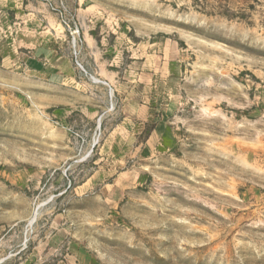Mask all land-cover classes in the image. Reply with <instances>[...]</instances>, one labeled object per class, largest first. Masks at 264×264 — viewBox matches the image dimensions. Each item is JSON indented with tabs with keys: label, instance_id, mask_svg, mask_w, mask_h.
Instances as JSON below:
<instances>
[{
	"label": "rangeland",
	"instance_id": "374dc122",
	"mask_svg": "<svg viewBox=\"0 0 264 264\" xmlns=\"http://www.w3.org/2000/svg\"><path fill=\"white\" fill-rule=\"evenodd\" d=\"M0 264H264V0H0Z\"/></svg>",
	"mask_w": 264,
	"mask_h": 264
},
{
	"label": "crops",
	"instance_id": "0c3cea01",
	"mask_svg": "<svg viewBox=\"0 0 264 264\" xmlns=\"http://www.w3.org/2000/svg\"><path fill=\"white\" fill-rule=\"evenodd\" d=\"M57 43L59 42L49 40V43L33 46L30 39H25L19 49L26 51L24 65L27 72L45 78L54 85L64 86L72 83L75 78L71 60L66 54L59 52Z\"/></svg>",
	"mask_w": 264,
	"mask_h": 264
},
{
	"label": "built area",
	"instance_id": "2783aa9c",
	"mask_svg": "<svg viewBox=\"0 0 264 264\" xmlns=\"http://www.w3.org/2000/svg\"><path fill=\"white\" fill-rule=\"evenodd\" d=\"M76 63H77V65L80 67L81 70L85 71L84 67L82 66V64H80V63L78 62V60H76Z\"/></svg>",
	"mask_w": 264,
	"mask_h": 264
},
{
	"label": "bare ground",
	"instance_id": "6f19581e",
	"mask_svg": "<svg viewBox=\"0 0 264 264\" xmlns=\"http://www.w3.org/2000/svg\"><path fill=\"white\" fill-rule=\"evenodd\" d=\"M36 216H37V215L34 216V218L32 219V222H31V223H34V221H35V219H36Z\"/></svg>",
	"mask_w": 264,
	"mask_h": 264
},
{
	"label": "water",
	"instance_id": "95a60500",
	"mask_svg": "<svg viewBox=\"0 0 264 264\" xmlns=\"http://www.w3.org/2000/svg\"><path fill=\"white\" fill-rule=\"evenodd\" d=\"M100 127V126H99Z\"/></svg>",
	"mask_w": 264,
	"mask_h": 264
}]
</instances>
